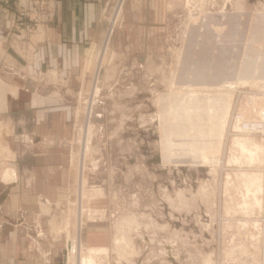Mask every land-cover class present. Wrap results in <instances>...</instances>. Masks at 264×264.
I'll list each match as a JSON object with an SVG mask.
<instances>
[{"label": "rangeland", "instance_id": "rangeland-1", "mask_svg": "<svg viewBox=\"0 0 264 264\" xmlns=\"http://www.w3.org/2000/svg\"><path fill=\"white\" fill-rule=\"evenodd\" d=\"M103 6L108 27L88 51L89 82H59L49 90L81 109L65 132L79 174L77 249L103 244L95 229L97 240L85 245L82 238L90 224L107 222L112 264H249L218 253L232 257L254 244L263 264L264 180L228 128L235 108L247 109L248 117L264 110V68L256 75L254 63L264 52V0H111ZM250 57L252 64L241 67ZM198 61L205 68L194 78ZM217 70L219 83L212 80ZM224 81L232 86H220ZM232 132L246 141L260 137Z\"/></svg>", "mask_w": 264, "mask_h": 264}, {"label": "crops", "instance_id": "crops-1", "mask_svg": "<svg viewBox=\"0 0 264 264\" xmlns=\"http://www.w3.org/2000/svg\"><path fill=\"white\" fill-rule=\"evenodd\" d=\"M110 1L58 0L43 12L33 7L30 32L13 29L16 11L0 6V264L113 263L107 222L90 224L82 238L85 245L97 240L91 237L96 230L103 244L84 252L76 247L79 174L65 132L81 109L49 92L59 82H89L88 51L105 38L109 18L103 5ZM228 131L233 139L231 132L239 133ZM255 140L259 149L250 161L264 180V137ZM261 192L264 204L263 186ZM251 224L258 229V222ZM254 233L249 236L256 238ZM253 249L218 257L261 264L257 245Z\"/></svg>", "mask_w": 264, "mask_h": 264}, {"label": "built area", "instance_id": "built-area-1", "mask_svg": "<svg viewBox=\"0 0 264 264\" xmlns=\"http://www.w3.org/2000/svg\"><path fill=\"white\" fill-rule=\"evenodd\" d=\"M58 0H0V6H6L4 9H14L16 17L13 23V29L22 26L26 32H30L32 28L31 10L36 8L43 12L48 9L49 5L56 3ZM233 129H237L239 133L257 134L264 137V110L258 111L256 117H248L246 112L241 109H234L231 114V123Z\"/></svg>", "mask_w": 264, "mask_h": 264}, {"label": "bare ground", "instance_id": "bare-ground-1", "mask_svg": "<svg viewBox=\"0 0 264 264\" xmlns=\"http://www.w3.org/2000/svg\"><path fill=\"white\" fill-rule=\"evenodd\" d=\"M117 12V11H116ZM206 43V42H205ZM211 43V42H210ZM205 45V44H204ZM230 46V45H229ZM225 47V46H224ZM223 47V48H224ZM225 50V49H224ZM224 52V51H223ZM246 57V56H245ZM248 58H249V56H247ZM253 60L254 59H251V57H250V59L249 60H243L242 61V63L240 64V66L242 67V66H246V67H248L249 65H251L252 64V62H253ZM255 62L254 63H256L257 65H256V67H257V69H256V75H258V74H260V70H259V68H264V52L262 53V54H260V55H258L257 57H256V59L254 60ZM202 62V61H201ZM91 63V62H90ZM198 63H200V61H198ZM196 64V67H195V69L197 70H195V73L196 74H194L193 76H194V78H201L202 76H203V73H202V70L205 68V65H202L203 63L205 64V62H203L202 64L200 63V64ZM221 67V66H220ZM219 67V68H220ZM217 68H218V66H217ZM240 69V68H239ZM220 70V69H219ZM216 73H219V71L217 70L214 74H212V80L214 79V80H216ZM187 75V74H186ZM240 72H238V75L236 76V78H238V79H240ZM234 79V78H233ZM221 80V79H220ZM245 80V79H244ZM247 80V79H246ZM200 81V80H199ZM235 81V79L232 81L231 80V84L233 83ZM211 82V81H210ZM215 82V81H214ZM216 82H218L217 80H216ZM189 83V82H188ZM199 83H201V82H199ZM204 83V82H203ZM219 83V82H218ZM211 84V83H210ZM175 85H177V84H175ZM206 85H207V83H206ZM213 84H211V86H212ZM228 86V87H231L232 85H230V84H226V81H224V82H222V83H220V86ZM219 86V87H220ZM198 92V91H197ZM182 102V101H181ZM180 102V103H181ZM177 103V102H176ZM185 104V103H184ZM187 104V103H186ZM181 106H182V103L180 104ZM178 106H179V104H177L176 106H175V109L174 110H177L176 112L178 113H175V114H177V116L179 115V114H181L182 115V113H181V111H183L182 110V108L180 107L179 108V110H178ZM184 106V105H183ZM210 106V105H209ZM211 107V106H210ZM190 108H192V106H190ZM190 108H188V110H187V116H189V118H191V116H192V114L193 113H191L192 111V109H190ZM194 108H195V113H198L199 114V112L201 111V112H203L202 111V105H200V104H197V105H194ZM186 109V108H185ZM211 109V108H210ZM213 109V108H212ZM194 112V111H193ZM213 112H214V109H213ZM186 113V112H185ZM197 114V115H198ZM186 115V114H185ZM200 115V114H199ZM162 116V115H161ZM175 116V115H174ZM202 116V115H201ZM187 119H188V117H187ZM166 120V119H165ZM176 120V119H175ZM179 120V118L177 119V124L178 125H182V124H180V122H182L181 120L180 121H178ZM198 120V119H197ZM186 121V120H185ZM188 122V121H187ZM198 122V121H197ZM176 123V122H175ZM197 124V123H196ZM176 126V125H175ZM184 126V125H183ZM185 127V126H184ZM198 127V126H197ZM199 127H200V125H199ZM193 128V127H192ZM204 128V127H203ZM183 129V128H182ZM201 129H202V127H201ZM199 131H200V129H199ZM177 132H179V131H177ZM199 133V132H198ZM203 133V129H202V132H201V134ZM172 134V133H171ZM178 134V133H177ZM200 134V133H199ZM180 135H183V134H180ZM204 135V134H203ZM246 135H249V134H246ZM174 136V135H173ZM178 136V135H177ZM184 136H186V135H184ZM195 137H196V135H194ZM200 136V135H199ZM178 137H180V136H178ZM182 137V136H181ZM192 137V136H191ZM203 137H205V136H203ZM170 138V137H169ZM171 139H173V138H171ZM185 139V138H184ZM183 138H182V140H184ZM202 139V138H201ZM205 139V138H204ZM179 140H181L180 138H179ZM196 140V139H195ZM205 141V140H204ZM253 141V142H252ZM197 142V141H196ZM199 142H200V137H199ZM233 142H235L241 149H242V151L244 150V152L245 151H247L248 153H250V157L252 158V159H254V156H253V153H256V147H257V143L254 141V139L252 138V139H249L248 141H246V140H243L242 138H237L236 137V139H235V141H233ZM181 143H183V141H181ZM201 143H203V142H201ZM180 144V143H179ZM194 144V143H193ZM198 144V143H197ZM204 145V144H203ZM195 146V145H194ZM234 148V147H233ZM185 157V156H184ZM194 157V156H193ZM201 158H203V160H207V162L209 161V162H212V163H216V162H219L220 160L219 159H217V158H214V159H212V157H206V156H204V157H201ZM263 176H264V169H263ZM260 183H259V185H258V187L260 188ZM83 222V221H82ZM78 230H80V229H78ZM82 231V230H81ZM78 237H79V234H78ZM77 237V238H78ZM79 240H77L76 242H78ZM71 242V241H70ZM69 243V242H68ZM77 244V243H76ZM70 244H68V246H69ZM80 244H78V246H79ZM76 247H77V245H76ZM69 248V247H68ZM71 248V247H70ZM69 248V249H70ZM78 248V247H77ZM71 250V249H70ZM74 250V249H73ZM80 251H82V250H80ZM104 251V250H103ZM70 253V252H69ZM68 253V254H69ZM78 253V252H77ZM79 254V253H78ZM74 255H76V253L75 254H71V256H73L74 257ZM79 256V255H78ZM72 257V258H73ZM77 257V256H76ZM71 258V257H70ZM78 258V257H77ZM80 258L82 259V257L80 256ZM90 258V257H89ZM86 259V258H85ZM83 261H84V259H82ZM78 261V260H77ZM82 261V262H83ZM88 262V261H87ZM90 262V261H89ZM88 262V263H89ZM87 263V264H88Z\"/></svg>", "mask_w": 264, "mask_h": 264}]
</instances>
